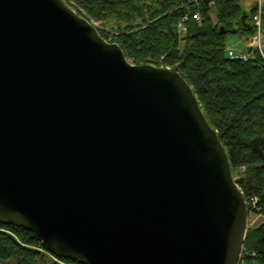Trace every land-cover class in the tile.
Segmentation results:
<instances>
[{"label":"water","instance_id":"95a60500","mask_svg":"<svg viewBox=\"0 0 264 264\" xmlns=\"http://www.w3.org/2000/svg\"><path fill=\"white\" fill-rule=\"evenodd\" d=\"M247 218L179 72L65 0H0V224L82 264H237Z\"/></svg>","mask_w":264,"mask_h":264},{"label":"trees","instance_id":"16d2710c","mask_svg":"<svg viewBox=\"0 0 264 264\" xmlns=\"http://www.w3.org/2000/svg\"><path fill=\"white\" fill-rule=\"evenodd\" d=\"M71 1L78 13L102 25L97 26L100 34L117 42L132 63L168 67L190 84L227 152L248 211L264 217V0L259 9L253 4L249 10L240 0H216L213 5H185V0ZM187 6L198 10L200 19L180 32L177 21ZM257 10L262 52L249 46L246 60L230 58L226 37L237 33L253 41L252 16ZM243 246L244 264H264V219L247 228ZM0 264L82 263L51 254L23 227L0 224Z\"/></svg>","mask_w":264,"mask_h":264},{"label":"built area","instance_id":"2783aa9c","mask_svg":"<svg viewBox=\"0 0 264 264\" xmlns=\"http://www.w3.org/2000/svg\"><path fill=\"white\" fill-rule=\"evenodd\" d=\"M67 2V0H65ZM216 0H185V5H188V4H201V3H206L208 5H213L215 3ZM68 3V2H67ZM187 8V11L184 12L180 18L178 19L177 21V29L180 31V32H184L187 30V23L190 22L191 20H199L200 19V13L198 10H190L188 8V6L186 7ZM252 21L256 27V33L254 35V47L259 50L260 52H262V40H261V36H260V32H261V19H260V13L259 11L254 14L252 16ZM227 55L230 57V58H241L243 60H246L249 56V52L248 51H243V52H240L238 54H235V52L230 49V48H227ZM168 68V67H166ZM252 201H255V198H252L251 199ZM244 251H245V248L243 246V244L241 245V249H240V253H239V257H238V261H237V264H244Z\"/></svg>","mask_w":264,"mask_h":264},{"label":"rangeland","instance_id":"374dc122","mask_svg":"<svg viewBox=\"0 0 264 264\" xmlns=\"http://www.w3.org/2000/svg\"><path fill=\"white\" fill-rule=\"evenodd\" d=\"M69 1H71V0H69ZM261 3H262V0H240V4L246 10H249V8L253 4L256 5L257 9H259L260 6H261ZM73 8L75 10L77 9L76 6L73 7ZM257 12H258V10H257ZM256 13H254V14H256ZM79 14H81L82 16H84L87 19H89L96 26V28H97V26H100L101 25L98 21L93 20L92 18H90L83 11L80 12ZM103 30L106 31V32H108V33L111 32L109 30H106L105 28H103ZM254 35H253V37H254ZM260 36H261V40H262V43H263V34H262V32H260ZM254 42H255L254 38H253V41H251V40L247 39L245 36L239 35L237 33L228 34V36L226 37V46H227V48L232 49L235 52V54H238L240 52L246 51L249 46H254ZM160 67H163V66H160ZM262 219H264L263 215H261V214H254V213L248 211L247 228L250 225H253V224L258 223Z\"/></svg>","mask_w":264,"mask_h":264}]
</instances>
